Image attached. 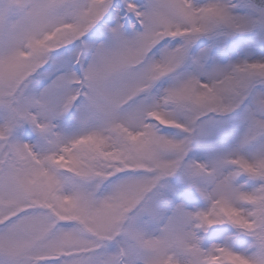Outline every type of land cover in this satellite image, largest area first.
I'll return each mask as SVG.
<instances>
[{"label": "snow or ice", "instance_id": "6c2138e0", "mask_svg": "<svg viewBox=\"0 0 264 264\" xmlns=\"http://www.w3.org/2000/svg\"><path fill=\"white\" fill-rule=\"evenodd\" d=\"M0 264H264V0H0Z\"/></svg>", "mask_w": 264, "mask_h": 264}]
</instances>
